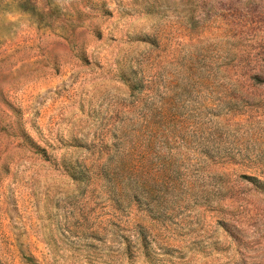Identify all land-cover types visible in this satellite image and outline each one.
I'll return each mask as SVG.
<instances>
[{
	"label": "rangeland",
	"instance_id": "1",
	"mask_svg": "<svg viewBox=\"0 0 264 264\" xmlns=\"http://www.w3.org/2000/svg\"><path fill=\"white\" fill-rule=\"evenodd\" d=\"M0 264H264V0H0Z\"/></svg>",
	"mask_w": 264,
	"mask_h": 264
}]
</instances>
